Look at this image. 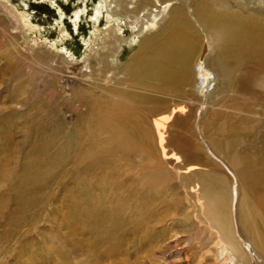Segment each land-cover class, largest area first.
Wrapping results in <instances>:
<instances>
[{"label":"rangeland","instance_id":"obj_1","mask_svg":"<svg viewBox=\"0 0 264 264\" xmlns=\"http://www.w3.org/2000/svg\"><path fill=\"white\" fill-rule=\"evenodd\" d=\"M9 1L7 7L0 2V264H224V255L213 249L219 234L200 204L217 191L214 178L235 196L228 167L241 180L252 166L264 165V60L248 70L229 63L231 76L225 81L202 65L208 79L203 90L195 65L196 83L185 89L194 92L189 95L156 83L157 88L144 86L123 73L136 50L128 45L130 28L124 29L118 53L111 54L97 49L99 43L86 46L94 41L92 18L81 14L75 27V14L87 5L92 15L101 0ZM136 1L126 0L127 8ZM209 1L214 12L232 9L264 32V0ZM175 2L196 36L202 18ZM147 10L149 5L140 16ZM23 14L35 30L21 24ZM123 21L129 20L117 19ZM257 35L255 49L264 50ZM91 48L98 60L89 55ZM125 94L147 98L132 103ZM181 104L191 107L190 120L167 121L162 148L152 129L154 113ZM116 105L139 115L151 157L120 154L107 145L99 119ZM200 118L210 121L204 133ZM192 165L199 167L195 175L181 173ZM252 181L255 207L247 212L251 190L241 180L240 232L256 239L263 234L255 210L264 218V178ZM198 187L200 201L194 196ZM231 200L233 212L236 196ZM232 231L238 239V231ZM238 241L254 254L249 240ZM259 248L264 256V244ZM250 261L260 264L252 256Z\"/></svg>","mask_w":264,"mask_h":264},{"label":"bare ground","instance_id":"obj_2","mask_svg":"<svg viewBox=\"0 0 264 264\" xmlns=\"http://www.w3.org/2000/svg\"><path fill=\"white\" fill-rule=\"evenodd\" d=\"M90 1L93 3V0ZM157 1L159 2L158 6L154 0H137L136 7L127 8L129 4H126V0H101L95 4L92 15H88L89 13L86 12L87 5H85L82 10L78 11L74 16L76 19L74 25L76 27L77 22L81 20V14H83L85 18L88 16L92 18L94 23L97 24V27H93L91 32L94 41L89 42L90 38L86 46H90L91 44L97 45V43H99L97 49H106L111 54L118 53L119 47L125 40V38H123L124 29L130 28L129 30H131L132 34L128 38V45L130 47L135 46L136 50L123 68V73L137 84L154 86L155 84L153 83H156V85L158 84V88L160 87L159 89L164 88L166 91L173 89L180 94H192L193 91L189 93L185 89L189 88L193 90L194 84L196 83L194 75L195 65L199 73L198 78L201 77L202 81L199 89L203 90L208 84V79L201 71L202 65L205 66V68H209L218 79L225 81L231 76L228 68L229 63L235 62L238 67L242 68L245 66V69L248 70L256 63H260L264 60V50L258 51L255 49V43L258 37L257 34H260L259 39L261 41L264 40L262 27L249 20H241L240 17L235 15L232 9L223 8V11L214 12L209 0ZM175 1L186 4L188 9L191 7L194 8V12L202 18V24H198L201 31L196 32V36L193 31L183 23L180 12L181 9L177 6L178 2ZM0 2L2 3L1 5L5 7H7L6 4L10 3L9 0H1ZM148 5L149 10L140 16V13L143 12V8ZM153 6H155V10L150 11ZM217 7L221 8V6ZM8 11L13 13L12 9H8ZM104 13L106 24L102 26L104 29L99 30L98 27L101 24L100 20L103 18ZM207 13L213 14L206 16ZM118 18L122 20L128 19L129 21H123L121 24L117 22ZM20 21L21 24L27 26L28 29L35 30V27H33L26 15H21ZM63 31L65 32V30ZM198 38H200V44ZM203 39L205 40L204 44L202 43ZM33 42L35 44V40H33ZM51 46H53L51 48L54 49L57 47L55 44ZM62 52H64V50H62ZM200 52L201 55H199ZM206 52L207 55L204 59ZM92 54L95 55V59L98 60L100 55L96 56L91 48L89 55ZM156 85L154 86L155 88H157ZM125 95L127 100L132 103H137L139 99L144 97L143 95L139 96L134 94ZM202 96L204 98V92H201V98ZM146 98H142V100ZM202 103L204 105L209 104V100L205 101V99H202ZM191 110L188 104H181L179 107L177 106L170 110L159 109L154 113L152 129L156 134V139L160 147H162L165 141L161 131L162 128L165 127V123L167 121L171 122L173 119L174 122L190 120L189 113ZM182 115L185 117L181 118ZM196 118H198V116H196ZM99 120L98 129H103L107 132V145L111 144L110 147L116 149L120 154L125 155V153L128 154L137 151V153L145 155L144 157L152 156L150 152L151 149L146 146L148 142V130L145 129L146 127L144 128L139 115L133 113L132 109L128 107L122 108L120 105H116L112 109L105 108L103 118ZM208 126H210V121H208V119L204 121L200 118L198 129L202 133H204L205 127ZM136 139H138L136 143L139 144L137 148L135 145ZM227 161L229 162V160ZM229 166H231L230 162ZM231 168L232 169L228 167V170L233 172L234 182L237 185L234 191L236 205L234 204L233 212L230 209L229 203L231 204V198H233V202H235V196H231V192L227 193L226 186L221 184L217 178H214L212 182V187L216 188L217 191L211 194V197H207L206 201L204 199V203L200 202V206L205 209V215L211 220L219 234L213 249L215 250L218 248L219 252L224 255V264L226 261H229L230 264H250V256L254 257L256 262L264 264V256L260 257V254H258L260 250L259 247L264 244V218L263 216L261 217V212H258L255 208V214L261 223L262 235L257 234V238L254 239L251 238L249 234H247L248 237H245L240 232L241 222L243 218H245V214L240 208L242 182L247 185L248 190H251L249 197H246L244 203L248 212L255 204V196L252 191L255 184L252 179L258 177L262 180L264 178V165L260 168L252 166V169H250L248 173L244 172L242 176H240L242 182L233 171L234 168L232 166ZM196 170H199V167L197 165H192L184 168L181 173L187 175L192 172V175H195L193 171ZM118 171H120V169ZM153 176V173L147 175L145 180L147 184L150 183V178ZM200 190L201 188L198 187L197 193H194L197 201L202 200L200 198L203 197L202 194L199 193ZM261 200L262 209L264 210V193L261 195ZM249 218L251 220V215H249ZM233 221H235V224ZM234 228L238 231L237 233H239L237 236L238 239L249 240L250 247L254 249L253 255L247 254V251L243 249L242 245L233 234L235 232L232 231L235 230ZM247 228L248 226H246V229ZM215 257L217 258V254H215Z\"/></svg>","mask_w":264,"mask_h":264}]
</instances>
